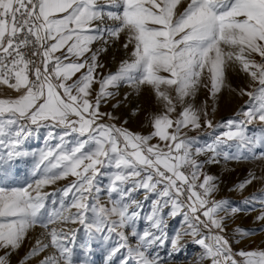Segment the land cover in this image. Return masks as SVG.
Segmentation results:
<instances>
[{
	"label": "snow or ice",
	"instance_id": "snow-or-ice-1",
	"mask_svg": "<svg viewBox=\"0 0 264 264\" xmlns=\"http://www.w3.org/2000/svg\"><path fill=\"white\" fill-rule=\"evenodd\" d=\"M122 36L130 58L104 75L102 55ZM228 69L256 86L240 90L250 103L238 118L214 123L188 101L202 89L215 99ZM125 85L161 103L147 135L102 111ZM0 86L12 90L0 97V264H11L37 227L42 238L20 264L49 249L39 264H95L97 245L103 264H169L187 237L203 250L195 264H264V249H234L252 232L229 235L228 220L245 209L215 199L219 178L204 171L220 158L264 160V0H0ZM205 128L212 140L200 145L191 133ZM42 130L44 147L25 149ZM27 157L31 182L8 185L11 162ZM256 201L264 225V193L243 204ZM169 218L180 224L172 235ZM69 222L83 226L79 245L77 229L54 226Z\"/></svg>",
	"mask_w": 264,
	"mask_h": 264
},
{
	"label": "rangeland",
	"instance_id": "rangeland-1",
	"mask_svg": "<svg viewBox=\"0 0 264 264\" xmlns=\"http://www.w3.org/2000/svg\"><path fill=\"white\" fill-rule=\"evenodd\" d=\"M187 0H182V4L186 6ZM182 10V9H181ZM126 37L122 36L120 42L115 47L111 48L108 53L102 55L101 63L105 67L101 70L104 75L108 73H114L118 70L120 62L124 59L130 58V53L122 47L123 40ZM259 61L260 58L256 57ZM233 71V79L229 78L230 71ZM166 75V74H165ZM234 80V81H233ZM226 87L222 88L221 92L217 94V97L213 99L206 89H202L193 100L188 102L192 103L197 109H206L208 112V118L212 119L214 123H221L227 119H236L238 115L245 110L249 103L250 97L248 95H241L240 90L246 89L252 91L256 85L251 81L250 77L246 74L239 72L238 70L228 69L226 71ZM250 85H252L250 87ZM128 96V100H124V96ZM172 95L175 97V93ZM224 99V100H222ZM222 100V102H220ZM119 101V106L115 109L111 107L112 104ZM224 101V102H223ZM229 102V103H228ZM228 103V104H227ZM161 103H159L154 95L147 88H142L139 93L128 86L122 87L116 93V99H110L107 105L102 106V111L112 112L118 119L116 122L119 126L123 121H127L124 125L130 131L147 135L151 132L150 117L161 110ZM178 111L181 105H177ZM213 108L215 111L213 112ZM175 115V113L173 114ZM251 132L255 131L256 125H248ZM212 129H202L197 132H192L191 135L199 136L198 143L203 145L210 143L212 140ZM219 131V130H217ZM44 132L26 140L24 147L29 151H36L44 147L43 140ZM152 143H156L154 139ZM259 152V149L254 150ZM32 170V159L31 157L15 159L11 162V166L8 168V179L7 184L13 187L21 186L25 181L31 182L33 177L31 176ZM205 172L212 174L219 178L220 190L215 194V199H227L232 206H238L244 208L245 211L232 215L231 219L228 220V232L229 235H235L237 227L248 229L252 232L250 236L244 237L239 244L240 247L247 248V250L253 249H264V231L261 230L264 225L256 220L257 215L260 213L261 205L259 201H256L255 205L249 210V206L243 204V201L253 195L259 196L264 193V179H256L250 185L243 190L235 188V185L249 179L250 174H254L256 177H264V160L259 158H251L240 161H225L223 158L219 159L216 164H208L205 166ZM72 178L69 177L67 180L57 181L56 184L46 186V191H53L58 188L64 187ZM101 203L105 206H110L107 201V195L101 196ZM75 212V209L71 210ZM169 235H172L174 231L180 227L178 218H169ZM57 228L64 230L77 229V245L84 239L83 226L72 223H59L54 225ZM143 227V224L140 225ZM40 228L30 230L27 241L23 248L13 254L10 257L11 264H20V261L27 254L30 247L35 243L37 238L41 237ZM36 233V234H35ZM187 240L186 246L178 252H174L169 259V264H195V260L199 257L200 252L203 250L196 244L191 242V238H185ZM235 245V244H234ZM170 245L159 249L160 255L163 257L168 256ZM54 249L46 250L40 257L34 258V264H39V260L44 255H51ZM77 255L80 254L79 247L76 248ZM104 253L100 250L99 246L94 247L92 253V259L95 264H103Z\"/></svg>",
	"mask_w": 264,
	"mask_h": 264
},
{
	"label": "crops",
	"instance_id": "crops-1",
	"mask_svg": "<svg viewBox=\"0 0 264 264\" xmlns=\"http://www.w3.org/2000/svg\"><path fill=\"white\" fill-rule=\"evenodd\" d=\"M98 46V45H97ZM231 73V74H230ZM230 73H229V78H231V81H232V79H233V71L231 70L230 71ZM104 74V73H103ZM234 81V80H233ZM5 95H12V90H6L5 89V86H0V97H3V96H5ZM241 246V244H235L234 245V249L235 250H240V249H244V250H247V248H242V247H240Z\"/></svg>",
	"mask_w": 264,
	"mask_h": 264
},
{
	"label": "bare ground",
	"instance_id": "bare-ground-1",
	"mask_svg": "<svg viewBox=\"0 0 264 264\" xmlns=\"http://www.w3.org/2000/svg\"><path fill=\"white\" fill-rule=\"evenodd\" d=\"M230 74H231V73H230ZM232 75H233V74H232ZM229 76H230V75H229ZM222 100H224V99H222ZM222 100H221L220 102H222ZM223 102H224V101H223ZM159 103H160V102H159ZM228 103H229V102H228ZM228 103H227V104H228ZM35 234H36V233H35Z\"/></svg>",
	"mask_w": 264,
	"mask_h": 264
}]
</instances>
